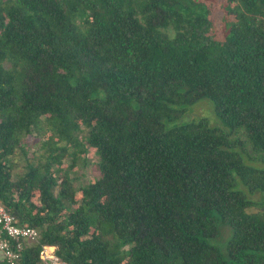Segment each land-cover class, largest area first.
<instances>
[{
    "label": "trees",
    "instance_id": "16d2710c",
    "mask_svg": "<svg viewBox=\"0 0 264 264\" xmlns=\"http://www.w3.org/2000/svg\"><path fill=\"white\" fill-rule=\"evenodd\" d=\"M203 99L223 129L177 123ZM82 144L96 176L75 189ZM256 195L264 0H0V204L38 232L15 264H47L43 246L61 264H264Z\"/></svg>",
    "mask_w": 264,
    "mask_h": 264
},
{
    "label": "rangeland",
    "instance_id": "374dc122",
    "mask_svg": "<svg viewBox=\"0 0 264 264\" xmlns=\"http://www.w3.org/2000/svg\"><path fill=\"white\" fill-rule=\"evenodd\" d=\"M219 1V0H216ZM216 17H217V21H216V25L218 27H221V12L217 11L216 13ZM204 117L208 120L210 126L213 127H217V128H221L223 129L224 126L221 123V121L215 116L214 111H213V106L211 104V102L208 99H203L200 100L199 102H197L196 104H194L191 108L188 109V112L185 114V116L178 121V124H182V123H188L191 121L196 120L197 118H201ZM43 140H46V136L42 138ZM41 146L40 141L37 139L34 141V143H30L29 144V149H33V148H39ZM42 151H38L37 153H41ZM86 152V153H85ZM79 156H81V153H85V156L83 158H85L84 160H81L79 162V167L78 166H74V168L72 167V172L70 173L71 176H73V174H77V177L79 180H77L74 184L75 189L81 187V185H83V181L84 178L86 179H91L92 177L96 176V171L94 169V167L92 166V163H90L89 159L92 160V158H94V151L88 147L85 146V144H82L79 148ZM37 156V155H36ZM89 161V162H86ZM12 162H13V167L11 169V173L13 176H16L22 172L25 171V160H24V156L22 155H15L12 157ZM86 162V164L84 165V163ZM79 168V169H78ZM78 169V171H77ZM99 175V174H98ZM97 175V176H98ZM90 182V181H89ZM256 200H259L260 202L256 203L254 208L255 210H258V208L260 206L264 207V200H260L262 197L260 195H256L254 197ZM250 199V196H249ZM264 209V208H263ZM226 246V240H223L220 245H219V249L222 253L225 252V247ZM51 250V249H48ZM0 259H1V254H0Z\"/></svg>",
    "mask_w": 264,
    "mask_h": 264
},
{
    "label": "built area",
    "instance_id": "2783aa9c",
    "mask_svg": "<svg viewBox=\"0 0 264 264\" xmlns=\"http://www.w3.org/2000/svg\"><path fill=\"white\" fill-rule=\"evenodd\" d=\"M37 237L35 228L16 225L14 217L0 204V253L8 264H15L18 260L21 241H36ZM54 251L55 247L43 246L39 256L47 264H61Z\"/></svg>",
    "mask_w": 264,
    "mask_h": 264
}]
</instances>
